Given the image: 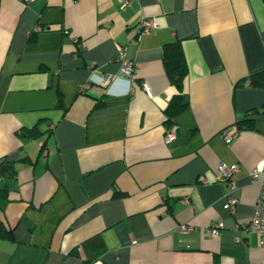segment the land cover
Masks as SVG:
<instances>
[{"label": "crops", "instance_id": "obj_1", "mask_svg": "<svg viewBox=\"0 0 264 264\" xmlns=\"http://www.w3.org/2000/svg\"><path fill=\"white\" fill-rule=\"evenodd\" d=\"M143 18L159 27L141 34ZM173 40L189 105L168 125ZM262 70L264 0H0V164L17 170L0 197L14 229L0 264H264L246 228L264 155V86L249 78ZM220 162L240 165L233 211Z\"/></svg>", "mask_w": 264, "mask_h": 264}, {"label": "built area", "instance_id": "obj_2", "mask_svg": "<svg viewBox=\"0 0 264 264\" xmlns=\"http://www.w3.org/2000/svg\"><path fill=\"white\" fill-rule=\"evenodd\" d=\"M29 1V0H24ZM133 0H119L120 7L124 9L128 5L131 4ZM140 33L145 34L149 33L152 29H156L159 27L157 22H155L154 19L150 18H143L140 23ZM40 26H36L35 30H40ZM76 42H79L78 38H75ZM118 61L121 64V73L125 75L129 82L133 84L134 79V72L136 68V62L131 59L128 56V50L126 47H121L120 52L118 55ZM112 76H99V78L96 80L97 83L105 85L108 87L110 83L113 81ZM142 88L145 90V92L148 94L149 97L153 96V92L151 90V87L147 81L142 82L141 84ZM134 87H130L131 90H133ZM176 138V131L173 128H170L165 133V141L170 142ZM233 139L232 135H226V141L231 142ZM240 170V165L238 163L234 164H227L224 162H220L218 165V173H217V179L220 182H226L228 185L231 186L232 190L228 192L226 195V206L230 210H235L236 205L239 203V198L236 197L233 194V190L236 188V178L237 174ZM250 175L259 184V194L258 198L256 200V204L254 207V211L252 213V216L246 226L249 232H253L258 234L259 236V242L262 247H264V155L261 157V159L257 162L253 168L250 170ZM222 227V224L218 222H214L209 227V230L212 234V236L217 237L220 233V228ZM187 227H184L186 229Z\"/></svg>", "mask_w": 264, "mask_h": 264}, {"label": "trees", "instance_id": "obj_3", "mask_svg": "<svg viewBox=\"0 0 264 264\" xmlns=\"http://www.w3.org/2000/svg\"><path fill=\"white\" fill-rule=\"evenodd\" d=\"M163 53L165 71L171 84L178 90L165 109L166 123L171 125L173 124L174 117L189 105L188 95L184 92V80L188 73V66L180 40L165 43ZM249 83L252 86H264V70L252 74L249 78ZM23 134L28 138L40 136L35 127L24 130ZM16 173L17 170L13 162L6 161L0 164V197L8 196L10 186L7 184V180L15 178ZM13 230L3 220H0V238L11 239L13 237Z\"/></svg>", "mask_w": 264, "mask_h": 264}]
</instances>
